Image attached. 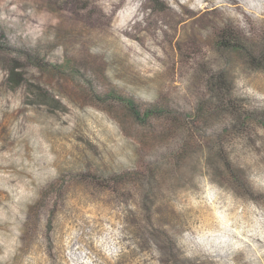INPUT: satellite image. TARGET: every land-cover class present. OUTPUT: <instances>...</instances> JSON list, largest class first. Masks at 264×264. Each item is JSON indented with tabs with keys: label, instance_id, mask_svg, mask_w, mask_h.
I'll list each match as a JSON object with an SVG mask.
<instances>
[{
	"label": "rangeland",
	"instance_id": "374dc122",
	"mask_svg": "<svg viewBox=\"0 0 264 264\" xmlns=\"http://www.w3.org/2000/svg\"><path fill=\"white\" fill-rule=\"evenodd\" d=\"M0 264H264V0H0Z\"/></svg>",
	"mask_w": 264,
	"mask_h": 264
},
{
	"label": "trees",
	"instance_id": "16d2710c",
	"mask_svg": "<svg viewBox=\"0 0 264 264\" xmlns=\"http://www.w3.org/2000/svg\"><path fill=\"white\" fill-rule=\"evenodd\" d=\"M230 31H226L224 32V34H226L228 37H230ZM231 38V37H230ZM226 42V41H224ZM223 43V42H222ZM224 46H229L231 44H226L223 43ZM234 47H239L238 44L236 43H232ZM8 80L9 83L14 87H20L24 84V79H23V74L21 72V66L19 64L12 66L10 72H9V76H8ZM29 97H31V99H38L40 102L45 103V99L48 97L47 93H45L44 91L37 89L35 86L32 87L31 86V90L29 91ZM229 103V105L233 106L234 108H236V105L234 103H232V101H227Z\"/></svg>",
	"mask_w": 264,
	"mask_h": 264
}]
</instances>
